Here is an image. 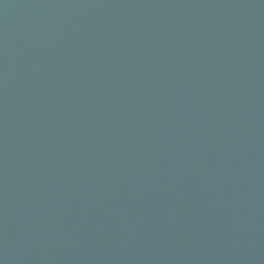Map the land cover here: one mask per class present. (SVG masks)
<instances>
[{"label": "water", "instance_id": "95a60500", "mask_svg": "<svg viewBox=\"0 0 264 264\" xmlns=\"http://www.w3.org/2000/svg\"><path fill=\"white\" fill-rule=\"evenodd\" d=\"M0 264H264V0H0Z\"/></svg>", "mask_w": 264, "mask_h": 264}]
</instances>
